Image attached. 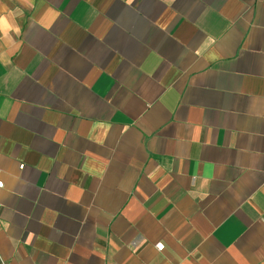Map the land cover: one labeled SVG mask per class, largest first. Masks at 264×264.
<instances>
[{"label":"crops","instance_id":"obj_1","mask_svg":"<svg viewBox=\"0 0 264 264\" xmlns=\"http://www.w3.org/2000/svg\"><path fill=\"white\" fill-rule=\"evenodd\" d=\"M0 184V264H264V0H0Z\"/></svg>","mask_w":264,"mask_h":264},{"label":"built area","instance_id":"obj_2","mask_svg":"<svg viewBox=\"0 0 264 264\" xmlns=\"http://www.w3.org/2000/svg\"><path fill=\"white\" fill-rule=\"evenodd\" d=\"M0 185H1V184H0ZM157 249H158V250H160V249H161V246H160V245H158V246H157Z\"/></svg>","mask_w":264,"mask_h":264}]
</instances>
